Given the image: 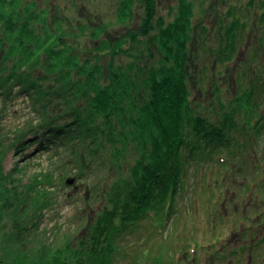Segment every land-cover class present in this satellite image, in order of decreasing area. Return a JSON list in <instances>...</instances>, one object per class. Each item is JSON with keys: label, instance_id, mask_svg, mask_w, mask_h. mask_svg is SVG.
Instances as JSON below:
<instances>
[{"label": "trees", "instance_id": "trees-1", "mask_svg": "<svg viewBox=\"0 0 264 264\" xmlns=\"http://www.w3.org/2000/svg\"><path fill=\"white\" fill-rule=\"evenodd\" d=\"M120 2L121 16L133 9L129 0ZM138 2L143 21L114 41L98 38L92 48L98 53L80 61L55 29H46L45 23L33 29L29 2L17 8L19 0H0V264H111L112 238L132 216L174 189L184 153L193 158L205 146L216 151L225 145L227 122L235 121L242 109L240 81L229 78L231 69L222 75L217 70L219 80L207 89L199 86L204 68L201 75L191 70L195 62L189 44L200 32L189 25L185 0L170 25L154 36L163 42L157 56L138 36L152 28L157 1ZM54 38L61 44L55 40L52 45ZM145 49L149 59L143 56ZM123 52L134 59L117 64ZM216 52L226 56L229 49ZM37 53L42 56L35 57ZM106 54L108 60L101 61ZM19 96L29 115L7 128L5 116ZM32 146L47 154L45 168L25 181L20 163L5 172L3 163L11 152ZM63 156L71 157L68 166L61 163ZM97 171L103 190L98 183L89 189L91 218L82 235L63 245L53 243L39 228L55 201L50 193L68 174L84 179Z\"/></svg>", "mask_w": 264, "mask_h": 264}, {"label": "rangeland", "instance_id": "rangeland-1", "mask_svg": "<svg viewBox=\"0 0 264 264\" xmlns=\"http://www.w3.org/2000/svg\"><path fill=\"white\" fill-rule=\"evenodd\" d=\"M138 1L129 0L133 9L128 8L130 11L126 15L123 12L122 16L120 0H19L17 8H25L29 2L35 18L31 23L33 29L38 30L44 23L46 29H55L64 36L62 39L67 42L69 51L77 54L81 61L86 55L98 53L92 50L97 46L98 38L110 36L114 41L116 36L143 21L139 17L141 6ZM156 1L152 28L138 36L157 56H161L163 42L160 35L154 36L162 27L169 26L182 9H179L181 0ZM185 1L189 3L183 5L190 13L189 25L200 32L199 38L189 44L195 62L191 70L201 75L204 68L205 81L199 86L207 89L214 80H219L214 77L217 70H221L222 75L231 69L229 78L236 83L240 81L237 94L241 92L238 99L242 109L234 117L235 121L227 119L232 122H227L230 127L224 129L225 145L216 151L205 146L193 153L196 159L184 153L181 167L174 177V189L158 203L132 216V222L112 238L114 255L111 264H237L236 259L245 260L249 251L230 254V248L250 244H255L254 260L264 264V193L260 192L264 191V0ZM227 26L229 32L225 36ZM55 40L51 41L52 45ZM55 43L61 44L57 40ZM231 46L233 50H230ZM221 48L222 52L229 49L230 55L228 52L226 56H218L216 50ZM143 53L145 59L150 58L147 49ZM41 56L40 53L35 55ZM131 56L123 52L117 56L116 63L128 64L134 59ZM219 58L227 60L223 63ZM100 59L107 61V54ZM21 100L22 96H19L12 112L5 116L7 128L22 124L29 115L27 103ZM217 112L218 109L211 113L212 121L217 120ZM62 158L64 160L60 162L68 166L66 161L71 157ZM49 162L47 154L32 146L24 151L11 152L5 158L3 168L7 172L14 164H22L21 177L25 181ZM94 173L97 175L89 174L84 179L68 174L63 184L50 191L55 200L51 201L53 210L44 211L39 228L46 229L53 243L63 245L66 240L76 241L82 235L87 219L91 218L87 202L89 189L98 183L103 190L104 185L96 181L101 178L99 172ZM69 178H75L73 183H66ZM251 187H259L260 191L254 189V207L251 204V210L247 205L246 213L244 206L249 200L246 193L251 192L248 191ZM233 190H237L238 195L228 203H222ZM233 226L238 236H243L239 245L231 241ZM244 227L253 234L248 232L245 235Z\"/></svg>", "mask_w": 264, "mask_h": 264}, {"label": "flooded vegetation", "instance_id": "flooded-vegetation-1", "mask_svg": "<svg viewBox=\"0 0 264 264\" xmlns=\"http://www.w3.org/2000/svg\"><path fill=\"white\" fill-rule=\"evenodd\" d=\"M242 182V181H241ZM240 182V183H241ZM224 186V185H223ZM254 189L255 190H259L260 191V189H259V187H257V188H255L254 187ZM254 189L251 187V188H248V191H251V192H247L246 190H244V192H247L246 193V195H248L249 196V200L247 201V204L244 206V210H245V212L247 213V211H248V209L246 208V206L248 205V207L252 210L253 208H252V205H253V207H254V204H252L253 202H254V200H253V202H252V199H253V197H254ZM252 192H253V194H252ZM260 192H262V193H264V191H260ZM238 195V193H237V190H233V192H232V194L230 195V197L228 198H224L223 200H222V203H228V200L229 199H231V198H234L235 196H237ZM255 199V198H254ZM252 204V205H251ZM236 211L238 210V208L237 207H235L234 208ZM243 210V211H244ZM252 214H254V213H252ZM257 215H258V213H257ZM257 215H256V217H257ZM250 217V216H249ZM250 219H251V217H250ZM226 221V220H225ZM233 230L231 231L232 232V235H234V236H232L231 237V241L232 242H234L236 245H239V240H241V238L243 237H241V236H238V234H237V232H236V230H235V226H233ZM243 231L245 232V235H248L247 233L248 232H250V234H253V232L251 231V230H249V228H243ZM226 237H227V233H226V235H225V239H226ZM228 238H229V235H228ZM255 244H250L249 246H241V245H239L238 247L237 246H234L233 248H230V254H238V253H242V252H244L245 250H248L249 252H248V257L245 259V260H241V261H239V258H237L236 259V263L237 264H243V261H244V264H263L262 262H256L254 259H256L255 257H253V253L255 254L256 253V251L254 250L255 249V246H254ZM257 250L258 251H260V249L259 248H257ZM220 259H221V257H220ZM193 264H196V262H194ZM198 264H200L199 262H198Z\"/></svg>", "mask_w": 264, "mask_h": 264}, {"label": "water", "instance_id": "water-1", "mask_svg": "<svg viewBox=\"0 0 264 264\" xmlns=\"http://www.w3.org/2000/svg\"><path fill=\"white\" fill-rule=\"evenodd\" d=\"M74 180H75V178H69L66 180V183L71 184V183H73Z\"/></svg>", "mask_w": 264, "mask_h": 264}]
</instances>
